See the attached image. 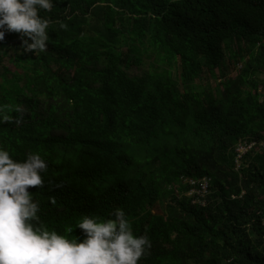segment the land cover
Instances as JSON below:
<instances>
[{
	"label": "trees",
	"instance_id": "trees-1",
	"mask_svg": "<svg viewBox=\"0 0 264 264\" xmlns=\"http://www.w3.org/2000/svg\"><path fill=\"white\" fill-rule=\"evenodd\" d=\"M40 15L45 52L0 41V104L23 109L0 143L48 161L42 219L63 231L123 207L152 241L140 264H264V148L236 160L240 140H264V0H58ZM203 177L200 205L184 179Z\"/></svg>",
	"mask_w": 264,
	"mask_h": 264
},
{
	"label": "clouds",
	"instance_id": "clouds-1",
	"mask_svg": "<svg viewBox=\"0 0 264 264\" xmlns=\"http://www.w3.org/2000/svg\"><path fill=\"white\" fill-rule=\"evenodd\" d=\"M57 2L0 0V41L14 32L25 54L45 52L53 21L40 13L52 12ZM60 27L67 29L68 25L61 21ZM242 65L238 63L237 68ZM22 111L19 105L0 104V124L21 123L12 113ZM48 168L39 151L18 159L0 143V264H140L150 254V237L135 233L123 207L115 208L109 217L83 214L63 231L50 227L42 219L41 201L33 195L45 187ZM49 199L56 203L54 197ZM74 229L81 231L82 238H73Z\"/></svg>",
	"mask_w": 264,
	"mask_h": 264
},
{
	"label": "built area",
	"instance_id": "built-area-1",
	"mask_svg": "<svg viewBox=\"0 0 264 264\" xmlns=\"http://www.w3.org/2000/svg\"><path fill=\"white\" fill-rule=\"evenodd\" d=\"M264 147V141L258 142L257 140H242L236 146L237 152V165L240 166L242 157L252 149H258ZM185 181H190L192 187L188 190L187 194L189 196H195L193 202L205 205V197L210 191V177H203L202 179L196 178H185Z\"/></svg>",
	"mask_w": 264,
	"mask_h": 264
},
{
	"label": "rangeland",
	"instance_id": "rangeland-1",
	"mask_svg": "<svg viewBox=\"0 0 264 264\" xmlns=\"http://www.w3.org/2000/svg\"><path fill=\"white\" fill-rule=\"evenodd\" d=\"M6 63L10 67H12V71L16 70L17 66H16V64H15L14 61H12V62L10 61V56H8L6 58ZM142 71H143V69L141 67L137 66V65H134L133 67H131L130 69L127 70V72L130 75H132V76H134V75H140V74H142ZM10 76H12V74H10ZM159 205H160L159 202L155 203V205L153 206L152 210L154 212H156V213H161L162 210H161V207Z\"/></svg>",
	"mask_w": 264,
	"mask_h": 264
}]
</instances>
